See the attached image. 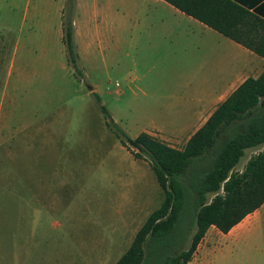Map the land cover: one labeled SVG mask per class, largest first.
<instances>
[{
    "label": "crops",
    "instance_id": "1",
    "mask_svg": "<svg viewBox=\"0 0 264 264\" xmlns=\"http://www.w3.org/2000/svg\"><path fill=\"white\" fill-rule=\"evenodd\" d=\"M52 1L56 3L54 14L62 42L66 0ZM172 1L204 16H222L220 7L208 4V0H75L73 42L82 71L84 58L89 56L91 71L101 62L108 73L126 83L125 90L116 82L117 88L110 91L95 82L90 93L106 91L121 97L128 91L138 98L144 124L135 136L128 135L130 138L145 132L167 146L182 149L234 90L264 70V0H233L249 12L233 23L230 32L236 38L203 23ZM49 3L50 0H0V31L10 28L8 19L20 17V28L26 25L30 30L48 33ZM48 62L47 59L46 66ZM40 63L44 66L43 59ZM39 113L32 109L23 124L30 130L29 139L37 140L26 141L30 152L24 168L26 222L33 239L39 236L46 241L51 234L45 231L63 227L57 239L64 241L65 210L61 209V220L56 218L61 198L51 193V180L59 177L55 175L56 167L51 170V163L59 159L51 156L49 149V124L42 121L46 113L42 118ZM117 138L110 146L117 150V156H110L109 150L95 171L104 172L101 176L111 180L110 187L106 185L112 195L107 225L124 227L123 238L117 241L126 245L124 254L150 213L162 204L164 193L149 162L135 157ZM263 149L264 142L245 148L233 171L241 172L247 161ZM212 197L209 193L208 199ZM92 225L91 243L97 251L106 243L100 232L99 214ZM26 247L21 237H0V264H50L48 253ZM188 264H264V202L225 233L210 225Z\"/></svg>",
    "mask_w": 264,
    "mask_h": 264
},
{
    "label": "rangeland",
    "instance_id": "2",
    "mask_svg": "<svg viewBox=\"0 0 264 264\" xmlns=\"http://www.w3.org/2000/svg\"><path fill=\"white\" fill-rule=\"evenodd\" d=\"M55 8L56 3L50 0L48 33L26 25L20 28V17L8 19L10 28L0 31V237H21L26 248L48 253L50 264H113L126 246L117 243L125 231L120 224L107 225L112 195L106 185L111 180L101 176L104 172L96 173L95 168L109 150L110 156H117V150L110 146L118 141V130L133 137L144 121L138 98L128 91L121 97L106 91L89 92L95 82L110 91L117 88L116 82L125 90L126 83L108 73L101 62L91 71L89 56L84 58L83 71L78 62L79 71H74L60 39ZM101 105L113 122L101 112ZM32 109H38L40 118L46 113L42 121L49 124V149L51 156L59 159L51 163V170L56 167L55 175L59 176L51 180V193L61 198L56 218L61 220V209L65 210L64 241L57 239L63 227L45 231L51 234L46 241L39 236L33 239L26 222L24 168L30 153L26 141L37 140L29 139L30 130L23 124ZM38 134L41 141V132ZM97 214L106 243L94 251L92 221ZM115 218L120 223L119 217ZM193 232L191 229L183 248L189 246Z\"/></svg>",
    "mask_w": 264,
    "mask_h": 264
},
{
    "label": "trees",
    "instance_id": "3",
    "mask_svg": "<svg viewBox=\"0 0 264 264\" xmlns=\"http://www.w3.org/2000/svg\"><path fill=\"white\" fill-rule=\"evenodd\" d=\"M74 3L66 0L63 8L62 42L68 63L77 72ZM173 4L231 38H236L230 32L233 23L249 14L233 0H208L220 7L222 16H204ZM100 110L113 122L105 106ZM118 133L135 157L149 162L164 199L114 264H188L210 225L225 233L264 202V149L252 156L241 172L233 171L245 148L264 142V70L234 90L182 149L167 146L145 132L135 138L122 130ZM209 193L213 194L210 200ZM191 229L190 244L183 248Z\"/></svg>",
    "mask_w": 264,
    "mask_h": 264
}]
</instances>
